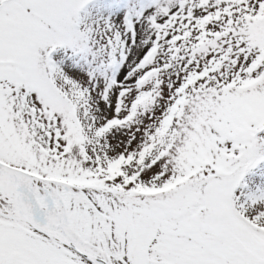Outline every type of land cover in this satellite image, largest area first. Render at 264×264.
<instances>
[{
	"label": "snow or ice",
	"instance_id": "6c2138e0",
	"mask_svg": "<svg viewBox=\"0 0 264 264\" xmlns=\"http://www.w3.org/2000/svg\"><path fill=\"white\" fill-rule=\"evenodd\" d=\"M264 0H0V264H264Z\"/></svg>",
	"mask_w": 264,
	"mask_h": 264
},
{
	"label": "rangeland",
	"instance_id": "374dc122",
	"mask_svg": "<svg viewBox=\"0 0 264 264\" xmlns=\"http://www.w3.org/2000/svg\"><path fill=\"white\" fill-rule=\"evenodd\" d=\"M261 172H264V162H261V165H258L257 168L253 170V178L258 181L260 179Z\"/></svg>",
	"mask_w": 264,
	"mask_h": 264
}]
</instances>
